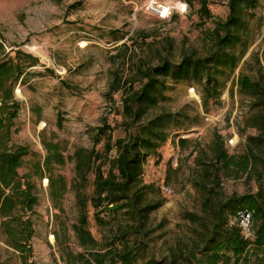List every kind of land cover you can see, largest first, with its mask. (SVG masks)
<instances>
[{"label": "rangeland", "instance_id": "1", "mask_svg": "<svg viewBox=\"0 0 264 264\" xmlns=\"http://www.w3.org/2000/svg\"><path fill=\"white\" fill-rule=\"evenodd\" d=\"M149 1L0 0V59L10 51L14 58V52L20 51L37 60L20 62L27 75L22 76L20 85L14 89L21 110L11 137L15 145L29 149L18 172L31 178L38 198L32 216L31 261L35 264H53L54 260L60 264L58 240L72 251H80L72 233L79 217L75 192L71 189L74 163L53 169L54 178L62 176L67 182L59 211L49 196V174L35 173L36 166L42 167L46 156L41 140L60 144L66 158L76 149L93 147L103 154L105 138L96 146L93 143L97 129L107 125L112 142L125 137L121 101L129 92L126 82L133 81L140 63L156 65L167 54L175 62L186 52L205 56L207 33L214 28L215 21H224L227 15L228 0H205L213 16L210 21L197 15L202 0H171L186 3L187 12H175L161 20L147 10ZM248 27L245 54L222 91L220 104L209 101L205 112L199 86L169 83L166 100L153 112V115L161 111L186 114L188 119L179 134L187 144L179 147L178 135L173 133L158 155L149 157L144 166V182L154 185L165 203L151 214L152 242L143 263L171 259L179 247L194 242L197 227L185 215H201L203 195L197 184L202 179L197 160H205V154L211 155L215 135L222 138L230 155H238L243 151L246 136L256 134L253 130L241 133L249 113V100L238 94L235 81L241 73L257 78L256 60L264 64V0L249 18ZM79 44L83 45L82 49ZM240 53L242 48L236 50V54ZM52 65L63 68L61 78ZM230 139L233 146L228 145ZM221 186L227 196L257 190L256 182L245 176L222 178ZM86 192L89 195L91 189ZM87 210L88 229L101 242L109 232L95 221L89 204ZM263 258L264 253L258 256L250 253L241 264H262ZM0 264H20L4 237H0Z\"/></svg>", "mask_w": 264, "mask_h": 264}, {"label": "trees", "instance_id": "2", "mask_svg": "<svg viewBox=\"0 0 264 264\" xmlns=\"http://www.w3.org/2000/svg\"><path fill=\"white\" fill-rule=\"evenodd\" d=\"M260 3L261 0H228L226 18L215 21L214 28L207 33L205 56L186 52L179 62L168 54L160 57L156 65L141 62L133 81L126 82L129 92L121 101L125 137L112 142L107 125L97 129L93 143L96 146L105 138L103 154L93 147L76 149L66 158L60 144L41 140L46 156L35 173L49 174V196L59 211L67 182L62 176L54 178L53 169L74 163L71 189L75 192L79 217L72 233L80 251H72L57 238L60 264H241L250 253L257 256L264 253V64L257 59L258 77L241 73L235 81L238 94L249 100V113L241 133L253 130L256 134L246 136L243 151L238 155H230L222 138L215 135L211 155L197 160L202 179L197 184L203 195L201 215H185L197 227L194 242L179 247L171 259L143 263L152 242L151 214L165 203L159 190L144 182V166L149 157L158 155L173 133L178 135L179 147L187 144L179 134L188 119L186 114L161 111L153 115V112L166 100L169 83L199 86L205 112L209 101L220 104L222 91L245 54L249 18ZM197 15L201 20H213L205 0L200 1ZM238 48H242V53L236 54ZM11 53L0 59V237L17 254L20 264H35L31 261L32 216L38 198L31 178L18 172L29 149L15 145L11 137L21 110L14 89L20 85L22 76L27 75L20 62L37 60L20 51L14 52L12 58ZM243 176L253 179L257 190L225 195L222 178ZM88 204L94 210L95 221L109 232L101 242L88 229ZM242 216H248L246 228L241 224ZM261 261L264 264V258ZM53 264L58 262L54 260Z\"/></svg>", "mask_w": 264, "mask_h": 264}, {"label": "built area", "instance_id": "3", "mask_svg": "<svg viewBox=\"0 0 264 264\" xmlns=\"http://www.w3.org/2000/svg\"><path fill=\"white\" fill-rule=\"evenodd\" d=\"M156 10H155V9ZM147 10H150V12L152 13V15L158 17L161 20H165L168 19L172 16L173 13L178 12L180 14H184L187 12V4L186 3H174L171 0H150L147 4ZM94 39V38H92ZM80 49L83 48L82 44L78 45ZM53 71L55 72V74L61 78L64 74V70L62 67L60 66H55L52 65ZM263 69H264V65H263ZM17 91H19L17 89ZM191 93H194V89L190 90ZM228 145L229 146H233V140L230 139L228 141ZM164 191L167 192V189H165ZM248 220V216H242L241 217V224L244 228H246V223Z\"/></svg>", "mask_w": 264, "mask_h": 264}, {"label": "bare ground", "instance_id": "4", "mask_svg": "<svg viewBox=\"0 0 264 264\" xmlns=\"http://www.w3.org/2000/svg\"><path fill=\"white\" fill-rule=\"evenodd\" d=\"M155 9V8H154ZM156 10V9H155Z\"/></svg>", "mask_w": 264, "mask_h": 264}]
</instances>
